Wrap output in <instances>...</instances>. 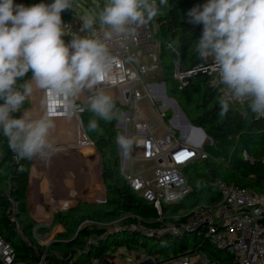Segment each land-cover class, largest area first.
I'll use <instances>...</instances> for the list:
<instances>
[{"label": "trees", "instance_id": "1", "mask_svg": "<svg viewBox=\"0 0 264 264\" xmlns=\"http://www.w3.org/2000/svg\"><path fill=\"white\" fill-rule=\"evenodd\" d=\"M18 1L27 5L51 2ZM204 2L206 0H169L170 8L161 9V14L155 18V38L160 42V71L157 76L152 74L153 80L164 82L166 94L178 102L187 121L192 126L202 128L210 139L203 146L208 157L183 168L189 193L178 202L163 204L159 216L152 204L133 192L123 177L115 143V137L119 134L116 123L119 120H98L99 131L91 132L87 125L93 114L88 111L80 113L81 124L100 155L105 198L98 204L82 202L54 213L52 224L63 226L64 232L58 238L65 241L49 244L43 264H96L104 256L107 247H112V250L117 247L141 249L145 256H157L161 260L187 254L197 248L205 252L215 264H233L229 253L215 248L204 237L206 226L192 232L166 231L156 235L145 234L141 230L158 229L161 222L167 221L178 226L187 222L192 215L189 210L199 203H217L219 194L215 183L218 180L264 192V118H257L247 101L243 103V110L239 104L231 103L230 111L220 115V92L219 88L211 84L212 75L199 73L191 76L181 87L172 78L174 61H178L181 69H190L204 62L194 51L200 28L185 23L186 11ZM74 14V10L62 13V19L69 20ZM28 75L30 77L31 73ZM113 100L116 109L122 114L125 108L116 99ZM27 106L28 101H25L21 112ZM168 116L164 121H168ZM242 153H245V157ZM30 163L27 160L17 161L15 154L8 148L6 138L0 135V236L13 247L15 260L28 264L36 259V255L26 245L24 238L41 250V246L31 236L35 222L29 217L25 203ZM21 167L23 171L19 170ZM89 206L95 210V216L102 220L122 214L123 227L107 231L96 224L84 223L93 219V215L87 211ZM13 207L21 234L14 229L9 218ZM168 214L176 215L177 219L167 217ZM131 223H139L141 229L129 228ZM46 229L50 227L39 230L45 233ZM162 252L166 254L160 256Z\"/></svg>", "mask_w": 264, "mask_h": 264}, {"label": "clouds", "instance_id": "2", "mask_svg": "<svg viewBox=\"0 0 264 264\" xmlns=\"http://www.w3.org/2000/svg\"><path fill=\"white\" fill-rule=\"evenodd\" d=\"M73 8L74 0L31 5L0 0V135L17 161L48 163L60 151L50 135L61 107L71 113H92L87 125L91 132L99 131L98 120L122 117L113 97L98 87L113 79L116 58L109 43L135 40L138 29L170 4L105 0L96 5L98 11L83 17L80 33L87 35L74 34L66 43L62 13ZM185 23L200 28L194 51L202 61L213 62L224 87L218 101L220 115L230 111L232 102L247 101L251 112L264 118V0H206L186 11ZM37 90L43 93V114L15 115ZM82 94L87 95L85 105L76 103ZM116 142L122 147L128 144L119 135Z\"/></svg>", "mask_w": 264, "mask_h": 264}, {"label": "built area", "instance_id": "3", "mask_svg": "<svg viewBox=\"0 0 264 264\" xmlns=\"http://www.w3.org/2000/svg\"><path fill=\"white\" fill-rule=\"evenodd\" d=\"M15 3L25 4L18 0H15ZM64 22L67 26V34L64 39L67 43L74 34H81L82 20L74 14ZM155 32L154 19L138 29L135 40L118 39L110 42V51L116 58L113 79L101 83L98 87L102 90H116V100L125 108L118 125L123 131V137L128 141L127 147H124L128 161L152 163L149 171L132 172L127 167H123V177L130 189L151 203L160 216L163 204L178 202L190 191L183 168L195 161L206 159L208 155L203 149V145L206 143L204 138L207 137L202 138L198 130L190 128L188 130L191 134L179 138L174 126L167 127L165 125V132L156 133L141 109V101L145 100L149 106L156 108L155 103L159 99L162 100V106L156 111L159 118L164 121L167 110L176 105L166 97L163 81L149 79L150 75L160 71L158 58L160 42L155 38ZM81 35H87V33ZM129 57L135 59L129 62ZM173 65L172 78L178 83V86L181 87L191 76L199 73L208 74L213 76L211 84L219 88L220 98L223 96L225 90L223 85L219 84L216 68L211 60L204 61L190 69L179 68L178 61H174ZM32 98L41 103L43 110V93L37 90ZM76 103L85 105L81 96L76 100ZM243 103L241 101L232 102V104L239 105ZM130 105L132 106L131 111L128 109ZM79 115L80 113L66 112L61 107L56 111L54 118L74 121L75 145H94L84 133ZM164 123L168 122L164 121ZM196 132L200 136H197ZM187 137L194 143L183 139ZM136 151H139V154H136ZM183 153L190 155L185 159H177ZM242 154L245 157V153ZM262 162L264 163V157ZM148 173H151L152 176L148 177ZM215 188L219 194V201L204 209L202 214H192L185 223L175 226L170 221L161 222L158 229H141L139 223H131L128 227L141 229L145 234L156 235L166 231L171 233H178L181 230L192 232L199 227L206 226L204 237L215 248L229 253L233 264H264V222L262 220L264 217V192L252 191L221 180L215 183ZM57 211L53 209L50 217L46 220L34 221L31 236L41 246L40 251L24 238L26 245L36 255V259L29 264H43L47 248L53 242V238L49 237V232L41 233L39 229L52 228L55 225H58L60 229L63 228L59 223L52 224L53 215ZM174 217L177 219L176 215ZM9 218L14 229L21 234L14 207ZM137 219L139 221L138 217ZM84 223L93 222L86 220ZM145 257L147 256L144 255L142 259ZM149 257L155 264H215L205 252L197 250V248L190 250L187 254L166 260L157 259V256ZM138 260L129 264H135ZM0 264L28 263L16 261L13 247L0 236Z\"/></svg>", "mask_w": 264, "mask_h": 264}, {"label": "crops", "instance_id": "4", "mask_svg": "<svg viewBox=\"0 0 264 264\" xmlns=\"http://www.w3.org/2000/svg\"><path fill=\"white\" fill-rule=\"evenodd\" d=\"M104 91L117 93L116 90ZM85 96L86 94L81 95V99ZM27 101L28 106L21 114L27 111L34 117L42 115V105L39 101L33 100L32 96ZM54 120L56 126L50 139L60 151L53 155L48 163L34 159L29 167L25 203L28 215L33 221L46 220L53 209L66 210L82 202L98 204L105 198L101 159L96 147L75 145V123L72 119ZM189 134L191 132L187 135ZM183 139L194 143L188 137ZM136 154H139V151H136ZM119 156L122 171L123 167L132 172L149 171L152 167L151 162L128 161L124 147L120 148ZM63 232V228L55 225L49 231V237L53 238V242L62 241L58 235Z\"/></svg>", "mask_w": 264, "mask_h": 264}, {"label": "rangeland", "instance_id": "5", "mask_svg": "<svg viewBox=\"0 0 264 264\" xmlns=\"http://www.w3.org/2000/svg\"><path fill=\"white\" fill-rule=\"evenodd\" d=\"M104 2L105 0H74L73 10L75 14L81 20H83V17H85L86 15L92 13L93 11H98V9L96 8L97 4H100L102 6ZM157 73L158 72H156L154 75L157 76ZM154 75L149 76V79L151 81H153ZM107 93L110 94L113 97V99L117 98L116 92H111V93L107 92ZM166 97L172 100L178 106V109L181 111L178 102L174 98L168 96L167 94H166ZM86 100H87V95L82 101H84V103L86 104ZM146 102L145 100L141 101L140 106H141L143 113L146 115L148 122L151 124V126L153 127L156 133L165 132L166 126L167 127L174 126L175 127L174 130L177 132L179 138L181 137V135L187 136V134L189 133L187 125L183 122L182 118L178 115V113L174 110L173 107L167 110L168 111L167 115L169 114V116H168V121H167L168 123L165 124L164 121L159 118L157 111H156L157 108H160L162 106L163 101L159 99L158 102L155 103L156 108H154L153 106H149L148 102L147 104ZM239 107L241 110H243L244 108L243 104H240ZM131 108L132 106L130 105V107L128 108L129 111H131ZM124 110L125 109H123L121 112L123 113ZM82 127H83V130L86 136L89 137L88 132L86 131L85 127L83 125ZM116 127L119 129L118 135L124 136L122 129L118 125V121L116 123ZM201 130L204 132L202 128ZM196 135L200 136L199 133L197 132H196ZM204 140L205 142L208 141L207 138H204ZM115 143L117 144L116 137H115ZM117 150L120 151V145L118 144H117ZM147 176L151 177L152 174L148 173ZM89 204L92 205L96 203L92 202ZM215 204L216 203L208 204L207 202L203 201L199 203L198 205H196L194 208L190 209L189 211L192 212L193 215H199L203 213L204 209H206L207 207L211 205H215ZM87 211H89L91 215H93V219L89 221H92L93 224H96V226L100 228H104L105 230L110 231V230H117L123 227L121 225V221L123 217L122 214H119L116 218H113V219L102 220V219H99L97 216H95L94 214L95 210L91 206L87 207ZM167 217L175 218L173 215H169V214L167 215ZM213 220H216V219L213 218ZM51 229H46L45 233H48ZM61 240H63V238H61ZM165 254H166L165 252H162L160 256H164ZM143 256H144V253L141 249L129 250V249H126L125 247H117L112 250V247H107L105 250L104 256L99 258L95 263L96 264H129V263H132L142 258Z\"/></svg>", "mask_w": 264, "mask_h": 264}, {"label": "water", "instance_id": "6", "mask_svg": "<svg viewBox=\"0 0 264 264\" xmlns=\"http://www.w3.org/2000/svg\"><path fill=\"white\" fill-rule=\"evenodd\" d=\"M174 107V109H175V111L178 113V115L182 118V120H183V122L187 125V128L188 129H190V128H193V129H196V130H198L199 132H200V134H201V137L202 138H204L206 135H205V133L201 130V128L200 127H195V126H192L188 121H187V119L184 117V115L182 114V112L178 109V106L177 105H174L173 106ZM177 129V128H176ZM208 138V137H207ZM210 141V139L208 138V141L207 142H209ZM206 142V143H207ZM205 143V144H206ZM94 144V143H93ZM204 144V145H205ZM203 145V146H204ZM263 222H264V217H263ZM58 235V234H57ZM55 242H57V240H54ZM135 264H155L154 263V261L152 260V258L151 257H149V256H147V257H145V258H141V259H139Z\"/></svg>", "mask_w": 264, "mask_h": 264}, {"label": "snow or ice", "instance_id": "7", "mask_svg": "<svg viewBox=\"0 0 264 264\" xmlns=\"http://www.w3.org/2000/svg\"><path fill=\"white\" fill-rule=\"evenodd\" d=\"M188 155H190V154L189 153H183L177 159H185V158H187Z\"/></svg>", "mask_w": 264, "mask_h": 264}]
</instances>
